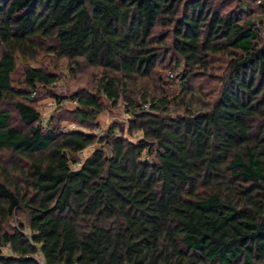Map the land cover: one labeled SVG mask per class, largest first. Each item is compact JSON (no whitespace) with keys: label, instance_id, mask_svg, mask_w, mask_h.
<instances>
[{"label":"trees","instance_id":"trees-1","mask_svg":"<svg viewBox=\"0 0 264 264\" xmlns=\"http://www.w3.org/2000/svg\"><path fill=\"white\" fill-rule=\"evenodd\" d=\"M263 15L264 0H0V264H264ZM41 56L95 71L92 90L17 66ZM180 67L177 90L161 73ZM42 90L74 110L42 126ZM104 101L139 137L61 131L95 129ZM94 143L109 155L81 161Z\"/></svg>","mask_w":264,"mask_h":264},{"label":"rangeland","instance_id":"rangeland-1","mask_svg":"<svg viewBox=\"0 0 264 264\" xmlns=\"http://www.w3.org/2000/svg\"><path fill=\"white\" fill-rule=\"evenodd\" d=\"M215 1V0H212ZM262 20V36L264 38V15ZM52 57L48 56H41L38 58L36 63L32 62H21V60L17 61V66H22V65H29L32 67H37V66H42L46 65L48 66L47 68L49 71L54 72L58 75H60V79L52 86V89L55 93L61 94V95H69L75 91H78L79 89H85L86 91H91L92 90V82L91 80V75L95 71L91 70H86V68L83 67L82 72L79 74H76L75 78L69 77V72H68V61L65 59H61L57 62V67H52L51 59ZM163 60V58H162ZM28 63V64H27ZM181 71V67L175 72L172 73L169 70L164 71L161 73V80L168 84L169 86H172L178 90L179 87V77L178 73ZM175 77V78H172ZM196 84V81L194 82ZM138 85H140V82H138ZM204 85V84H203ZM211 84H206L204 87H209ZM31 97H34L35 99V108L36 111L40 114V122L42 126H45L50 117L58 110V109H63L66 112H71L74 110V102L69 101V100H64L61 104H58L55 102L54 99L49 98L46 94L45 91H40L37 96L34 95L33 93L30 95ZM107 101H104L105 108L102 113H100L95 120V123L97 124L96 128L93 129L92 131L83 128L80 125H77L74 123L71 119L64 120L60 123V129L61 131H69L71 129L74 130H79L83 131L84 133H89L93 134L96 137H101L105 130L110 126V125H115L116 126V133L118 135L123 134V136H128L126 135V125H127V115L126 113L123 112L122 104L120 102L116 105V107L111 106L109 103L107 105ZM119 105V106H118ZM110 106V107H109ZM15 119V118H13ZM131 139L139 137V133H133L132 135L128 136ZM96 149H102L105 153L106 156L109 155V150L106 146H101L99 143H94L93 145L85 148L83 152L78 154V157L85 158L89 156L94 150Z\"/></svg>","mask_w":264,"mask_h":264},{"label":"built area","instance_id":"built-area-1","mask_svg":"<svg viewBox=\"0 0 264 264\" xmlns=\"http://www.w3.org/2000/svg\"><path fill=\"white\" fill-rule=\"evenodd\" d=\"M127 118V117H126ZM71 130H74V129H71ZM83 152V151H82ZM81 153V152H80ZM80 158V160L81 161H83L85 158H81V157H79ZM79 166V164H76V165H73V168H77ZM34 258L35 259H37V260H39L40 259V256H39V254H36V255H34Z\"/></svg>","mask_w":264,"mask_h":264}]
</instances>
